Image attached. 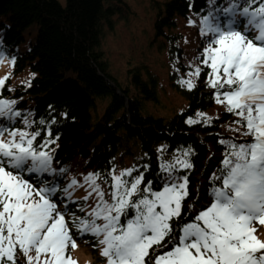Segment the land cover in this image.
<instances>
[{"label": "snow or ice", "instance_id": "snow-or-ice-1", "mask_svg": "<svg viewBox=\"0 0 264 264\" xmlns=\"http://www.w3.org/2000/svg\"><path fill=\"white\" fill-rule=\"evenodd\" d=\"M187 25L200 43L185 71L171 61L176 84L192 91L202 80L235 117L227 130L249 139L220 138L222 157L195 192L191 148L171 160L158 149L151 177L148 163L78 177L56 160L55 117L22 112L3 96L11 73L0 77V264H77L71 252L88 239L104 264H264V0H205ZM16 60L0 42V64Z\"/></svg>", "mask_w": 264, "mask_h": 264}, {"label": "trees", "instance_id": "trees-1", "mask_svg": "<svg viewBox=\"0 0 264 264\" xmlns=\"http://www.w3.org/2000/svg\"><path fill=\"white\" fill-rule=\"evenodd\" d=\"M190 2L152 3L156 19L151 44L166 50L172 59L179 57L181 71L200 43L197 29L187 25V18L205 6V0H195L190 10ZM130 12L126 0H65L64 4L0 0V42L17 57L6 82V88L13 91L5 90L3 96L16 98L20 110L31 111L37 119L55 117L51 127L53 135H59L56 160L70 174L106 173L113 164L131 160L132 166L150 164L145 175L151 177L157 171L158 149H164L168 160L178 150L191 148L190 187L193 192L198 187L202 190L208 173L222 157L218 140L249 138L227 130L235 117L213 102L202 80L192 91L175 85L173 90L185 99L186 107L172 116L156 114L151 107L158 106L160 99L158 78L148 67H130L127 81L120 83L102 50V39L107 28L113 30L116 21ZM28 76L30 86L21 81ZM171 76L176 78L175 73ZM197 111L213 117L212 125L185 123ZM81 195L77 191L74 198Z\"/></svg>", "mask_w": 264, "mask_h": 264}, {"label": "rangeland", "instance_id": "rangeland-1", "mask_svg": "<svg viewBox=\"0 0 264 264\" xmlns=\"http://www.w3.org/2000/svg\"><path fill=\"white\" fill-rule=\"evenodd\" d=\"M58 1L65 3V0ZM126 2L129 3L131 12L124 18L118 19L113 30L106 29L102 39V50L110 63L112 73L120 83L127 81V71L130 67H148L158 78L160 99L158 106L151 105V107L156 114L172 116L186 107V101L173 90L175 85H178L175 82L176 78L171 76L173 74L171 61L175 58L169 57L166 50H160L157 44H151L156 16V10L152 8L153 0H126ZM0 67V77L12 72V68L7 63L1 64ZM13 79L15 80L14 76ZM21 81L27 85L30 76L21 78ZM162 155L164 159L167 158L165 153ZM115 166L117 169L130 167L132 161H120ZM257 228L259 231H264V226L258 225ZM91 248L92 245L87 249ZM71 256L77 264H104L96 252H88L79 245L71 252Z\"/></svg>", "mask_w": 264, "mask_h": 264}]
</instances>
